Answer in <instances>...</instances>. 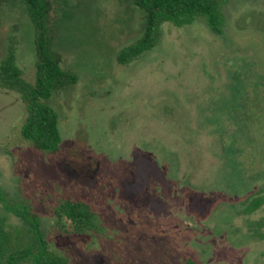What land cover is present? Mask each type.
<instances>
[{"label": "rangeland", "instance_id": "rangeland-1", "mask_svg": "<svg viewBox=\"0 0 264 264\" xmlns=\"http://www.w3.org/2000/svg\"><path fill=\"white\" fill-rule=\"evenodd\" d=\"M62 1L53 48L78 78L47 101L60 150L22 138L24 105L0 89L6 198L31 206L67 264H264V203L246 210L264 196V0H230L222 35L201 19L163 23L158 44L124 66L116 54L141 35L142 14L116 0ZM10 36L33 83L34 28L18 5L0 11V60ZM251 112L263 115L246 122ZM66 198L95 206V231L56 225ZM0 225L14 244L29 242L28 226L1 204Z\"/></svg>", "mask_w": 264, "mask_h": 264}, {"label": "trees", "instance_id": "trees-1", "mask_svg": "<svg viewBox=\"0 0 264 264\" xmlns=\"http://www.w3.org/2000/svg\"><path fill=\"white\" fill-rule=\"evenodd\" d=\"M229 1L116 0L120 6H134L142 14L143 20L141 35L117 52L116 62L127 65L153 49L158 44L163 23L180 28L201 19L212 33L222 35L225 21L223 10ZM15 5L24 9L34 28V81L29 83L23 79L22 71L16 64L18 41L15 36H10L6 52L0 60V89L18 94L24 105L25 118L20 128L22 138L37 151L57 154L61 145L59 118L47 101L56 91L75 84L78 78L74 72L61 67V55L53 48L55 31L59 21L64 18L63 1L0 0V11ZM254 84L258 86L259 83ZM234 95L233 101L237 102L238 97L242 96L240 85L235 87ZM262 115L261 112H251L245 121H257ZM263 203L264 196L255 198L249 202L246 210L253 211ZM0 204L5 212L15 215L28 226L26 232L30 237L27 243L14 244L9 231L0 225V264H67L65 257L48 246L40 232L39 216L29 204L10 202L1 188ZM54 213L56 225L64 233L82 235L98 228L97 210L84 198H66ZM180 264L196 262L187 257Z\"/></svg>", "mask_w": 264, "mask_h": 264}, {"label": "flooded vegetation", "instance_id": "flooded-vegetation-1", "mask_svg": "<svg viewBox=\"0 0 264 264\" xmlns=\"http://www.w3.org/2000/svg\"><path fill=\"white\" fill-rule=\"evenodd\" d=\"M232 102L234 103V101L231 99V104H233ZM232 110H234V109H232Z\"/></svg>", "mask_w": 264, "mask_h": 264}]
</instances>
